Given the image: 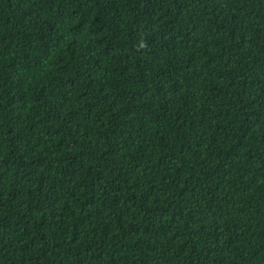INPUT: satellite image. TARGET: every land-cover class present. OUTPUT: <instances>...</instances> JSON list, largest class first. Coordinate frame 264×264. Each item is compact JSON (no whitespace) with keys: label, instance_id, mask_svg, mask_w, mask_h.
Listing matches in <instances>:
<instances>
[{"label":"trees","instance_id":"1","mask_svg":"<svg viewBox=\"0 0 264 264\" xmlns=\"http://www.w3.org/2000/svg\"><path fill=\"white\" fill-rule=\"evenodd\" d=\"M0 264H264V0H0Z\"/></svg>","mask_w":264,"mask_h":264}]
</instances>
